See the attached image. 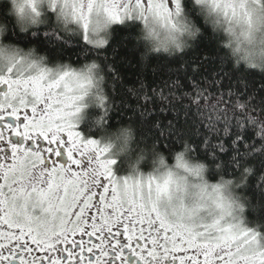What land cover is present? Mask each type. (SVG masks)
Here are the masks:
<instances>
[{
    "label": "snow or ice",
    "instance_id": "6c2138e0",
    "mask_svg": "<svg viewBox=\"0 0 264 264\" xmlns=\"http://www.w3.org/2000/svg\"><path fill=\"white\" fill-rule=\"evenodd\" d=\"M195 3L229 25L264 23V0ZM26 7L35 13L28 19L46 27L18 33L17 43L46 50L66 45L71 33L96 59L76 69L45 67L40 57L25 72L16 68L17 49L0 71V264H264V95L249 92L242 79L233 85L222 66L201 82L203 65L194 63L183 85L169 76L126 89L143 137L153 148L183 147L178 167L202 180L188 203L186 179L118 175L109 148L79 130L86 98L105 115L111 107L106 76L112 73L113 89L119 77L104 53L113 26L131 29L137 41L142 24L151 50H167L176 33L194 27L189 16L199 23L191 0H49L54 23L40 20L35 0H22L20 18ZM148 50L144 45L142 61ZM185 153H202L220 182L203 181L205 165H189Z\"/></svg>",
    "mask_w": 264,
    "mask_h": 264
},
{
    "label": "clouds",
    "instance_id": "9594fccd",
    "mask_svg": "<svg viewBox=\"0 0 264 264\" xmlns=\"http://www.w3.org/2000/svg\"><path fill=\"white\" fill-rule=\"evenodd\" d=\"M35 2L36 12L40 13V20L44 21L46 17H50L54 23L55 17L50 16L49 0H35ZM21 3L22 0H0V71L7 70V67L10 66L7 57L17 49H19L18 58L20 62L16 64V68L25 72L34 71V69H29L28 65L32 61H38L40 57L44 58L45 67L52 68L56 64H69L76 69L82 68L85 63L90 64L96 59L92 57L77 66H73L68 61L57 60L53 65L49 62L47 52L41 51L37 45L25 46L22 43H17L14 39H8L7 37L13 30L24 34L25 32L31 33L32 31L42 30L46 27L43 22L34 24L28 19L27 14L34 15L35 13H32L27 7L25 9L26 16L20 18L16 9ZM191 3L196 16L199 18V23H196L195 18L189 16L194 27L182 34L176 33L175 43L171 44L167 50L152 51V41L144 39L143 25L141 24L137 28L136 36L139 37L137 43L142 48H144V45H148V56L174 57L180 55L192 48L201 36L207 34L214 38L218 56L224 63H230L234 68L242 66L244 70H251L264 75V23L257 24L254 20L251 29L242 21L237 23L233 20L229 25L225 22L221 13H213L210 7L197 5L195 0H191ZM9 19L11 23H9ZM205 29H207V33H205ZM68 36L75 38L71 33ZM96 62L103 68L99 60H96ZM97 140L100 141L102 146L109 148L110 158L115 159L117 163L124 161L125 170L119 175L143 179L153 176L158 180H162L168 172H172L176 178L186 179L189 185V196L185 198V203L190 202L193 195L198 191L193 186L202 183L200 178L189 175L182 167H178L177 154L184 152L183 147H179L170 153L160 150L159 146L153 148L152 143H148L144 138L138 139L137 129L130 124H121L115 129H104ZM184 160L189 165H205L206 171L203 175V181H206L208 185L220 182L219 175L215 180L209 178V166L206 161L198 159L194 153H185ZM145 163L149 166L146 171L142 168ZM225 179H228V177H225ZM236 194L239 195V193Z\"/></svg>",
    "mask_w": 264,
    "mask_h": 264
},
{
    "label": "trees",
    "instance_id": "16d2710c",
    "mask_svg": "<svg viewBox=\"0 0 264 264\" xmlns=\"http://www.w3.org/2000/svg\"><path fill=\"white\" fill-rule=\"evenodd\" d=\"M9 23H11L9 19ZM17 32L15 30L10 32L14 40L17 39ZM23 36L24 34H20ZM25 46L31 44H25ZM111 47L105 50L107 61L112 65L113 72L119 77L115 81V89H113L112 73L106 76L107 84L105 86V93L109 97L110 109L107 115L104 114V109L100 108L93 100L83 111V116L79 122V130L86 138H99L104 129H115L121 124H130L137 129V136L144 138V129L139 125L138 116L135 113L136 103L135 99L127 94L126 89L131 87L133 82L143 79L145 83H160L163 79H168L171 76L172 80H178L182 85L185 83L183 78L188 74L185 69H190L194 63L203 65V72L198 77L201 82L211 77V74L220 67H224L227 77L232 80L233 85L237 80H243L248 85V91L259 95H264V75L256 73L251 70H244L234 68L232 65L226 64L218 56V51L215 45V40L210 35H204L194 44L192 48L186 52L174 56L166 57L160 55H151L147 60L141 59L143 52L142 47L137 46L135 34L131 29H126L121 25L113 26V37L111 40ZM49 56V62L53 65L57 60L68 61L73 66L83 63L85 60L92 58L93 53L87 46L78 38H70L68 43L64 46H54L49 44L46 50ZM185 66V68H182ZM188 91L192 86V81H187ZM243 88V84L240 85ZM161 118H171L170 114L156 113ZM186 117L183 112L179 114L181 123L185 121ZM191 122L193 119H198L196 116L188 118ZM97 121H100L98 124ZM148 143H151L150 138H144ZM179 145H172L165 149L162 146L160 150L171 152L178 149ZM198 159L204 160L202 153H194ZM148 164L142 165L146 171ZM117 174H121L125 170L124 161L117 163ZM218 177L217 171L214 167L209 168V178L215 180ZM252 195V190L247 192ZM249 216V219H252Z\"/></svg>",
    "mask_w": 264,
    "mask_h": 264
},
{
    "label": "rangeland",
    "instance_id": "374dc122",
    "mask_svg": "<svg viewBox=\"0 0 264 264\" xmlns=\"http://www.w3.org/2000/svg\"><path fill=\"white\" fill-rule=\"evenodd\" d=\"M92 102H93V100H92V97H89V98H86L85 99V101H84V107H83V109H82V112H81V114H80V120H81V118H82V114H83V111L86 109V107H88L90 104H92ZM80 120H79V122H80ZM94 139H98V138H94Z\"/></svg>",
    "mask_w": 264,
    "mask_h": 264
},
{
    "label": "flooded vegetation",
    "instance_id": "af4514ba",
    "mask_svg": "<svg viewBox=\"0 0 264 264\" xmlns=\"http://www.w3.org/2000/svg\"><path fill=\"white\" fill-rule=\"evenodd\" d=\"M85 240H88L89 238L87 236L84 237ZM93 241L98 243V241H95V238H93Z\"/></svg>",
    "mask_w": 264,
    "mask_h": 264
}]
</instances>
